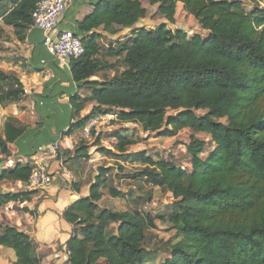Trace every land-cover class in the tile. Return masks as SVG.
I'll list each match as a JSON object with an SVG mask.
<instances>
[{
    "label": "trees",
    "instance_id": "1",
    "mask_svg": "<svg viewBox=\"0 0 264 264\" xmlns=\"http://www.w3.org/2000/svg\"><path fill=\"white\" fill-rule=\"evenodd\" d=\"M8 1L13 6L3 15V23L29 29L39 0ZM148 1L157 5L166 22L139 25L148 14L141 0H95L93 11L76 23L72 31L85 51L66 67L75 86L89 89L90 94L87 98L74 94L70 104L53 107L46 127L54 124L58 132L69 135L82 132L92 118L113 114L112 124H135L144 133L159 136L172 137L189 129L192 134L185 147L191 169L163 157L155 159L144 150L130 153L129 148L140 142L136 129L123 128L128 135H104L117 139L113 148L101 146L102 136H97V151L115 160L98 167L88 195L62 214L72 226L67 263H147L156 248L145 244L158 219L170 223L176 238L167 244L171 254L160 264H264V0H256L250 9L242 0ZM178 2L205 35L171 28ZM99 28L114 40L104 55L123 64L112 76L106 73L112 64L99 54L103 37L97 33ZM123 31L128 36L120 38ZM100 71L102 79H92ZM16 85L0 91V104L21 98L22 85ZM88 100L95 104L82 118L80 112ZM167 111L174 113L167 115ZM24 129L13 117L4 122L1 154L10 155L8 144L13 143L30 157L57 140L49 128H36L23 144ZM94 131L92 127L90 138ZM197 133L208 134L214 144L205 159L200 154L207 144ZM82 138L74 157H88V139ZM60 155L58 150L57 159ZM121 161H130V170ZM33 167L31 161L18 162L0 171V181L27 183ZM124 179L171 193L172 210L167 207L169 212L152 215L144 209L102 206L105 192L110 198H142L138 191L120 186ZM33 193L35 189L0 193V205L29 200ZM0 246L15 252L13 264L41 263L36 243L15 226L0 223Z\"/></svg>",
    "mask_w": 264,
    "mask_h": 264
},
{
    "label": "crops",
    "instance_id": "2",
    "mask_svg": "<svg viewBox=\"0 0 264 264\" xmlns=\"http://www.w3.org/2000/svg\"><path fill=\"white\" fill-rule=\"evenodd\" d=\"M94 2L95 0H74L59 21L58 29L73 30L77 22L82 21L93 11ZM142 5L145 6L143 2ZM12 6L11 1L0 0V73L4 75L0 77V91L15 88L16 83L20 82L24 93L17 101L0 104V133L2 134L4 122L9 117H13L18 123H25V126L19 124L20 127L25 128L26 136L23 144L30 141L28 138L36 128L40 131L49 128L48 131L52 137L56 135L57 139L64 142L59 147V150H62L59 159L56 155L45 152V148L49 146L48 143H44L42 149H38L30 157L21 154L13 143L8 144L10 155L0 153V171L11 169L18 162L31 161L33 164L37 162L45 165L53 177L49 187L35 189V193L29 200L18 199L0 205V223L15 226L30 235L36 243V253L41 258L40 264H68L67 241L72 236V226L63 219L62 214L74 201L88 195L98 167L105 162L109 166L115 159L99 153L98 145L92 142L87 147V158L74 157L75 145L82 132L64 135L57 131L54 124L51 126L48 123L46 127L48 118L53 113V107L70 104L74 94L87 98L90 90L77 88L72 82L69 68L55 62L45 52V46L39 44L43 39L41 30L32 26L29 29H16L13 25L3 23V15ZM148 16L150 14L140 20L141 24L152 27L156 24V20H147ZM192 27V32H201L204 35L207 33L201 31L197 23L192 24ZM97 33H102L103 37L108 38L101 28L97 30ZM97 77L94 76L92 79L99 80ZM94 104L93 101H86L80 117L89 115ZM104 116L103 119H110V121L115 117L113 114ZM96 124L93 126L95 133L91 138L89 135L88 140L94 142L96 137L101 135L100 145L108 148H113L117 139L106 138L104 135L116 132L128 135L129 132L122 131L123 128L136 129L137 127L135 124L110 122L111 125L100 128L101 124L97 126ZM136 130V135L140 137V130ZM137 144L132 145L128 151L130 153L138 151L133 150ZM88 175H91V181L86 182ZM25 190H30L26 183L0 181V193H18ZM109 198L104 194L100 201L101 205L103 206V202ZM15 259V252L11 248L0 246V264H13Z\"/></svg>",
    "mask_w": 264,
    "mask_h": 264
},
{
    "label": "rangeland",
    "instance_id": "3",
    "mask_svg": "<svg viewBox=\"0 0 264 264\" xmlns=\"http://www.w3.org/2000/svg\"><path fill=\"white\" fill-rule=\"evenodd\" d=\"M255 1L256 0H242L243 5L246 9H250L252 5H254ZM141 2H143V4L148 9L147 15L150 14V16L147 17V20H151V21L156 20V24L160 22H166L164 17L157 12V5L149 4L148 0H141ZM192 24H196V21L194 20L193 16L186 14L182 7V4L178 2L175 13V24L170 25L171 28L176 29L185 26V29L187 31L192 32L193 31ZM139 25H143L141 24V21ZM121 35L122 36H120V38H123L124 36H128V34L125 33V31H123ZM111 41L107 37H103L101 40H99V44H100L99 54L102 56L103 60H107L109 63L112 64V69H109L106 72L107 76H112L115 72L121 71L123 68V64L120 61H117V58L107 57L104 55L107 48L110 45L114 44L113 43L114 40ZM96 76H98L97 78L102 79L103 72L100 71L96 73ZM173 113H174L173 111H167V115ZM198 113L203 114L204 112L198 111ZM103 117L105 116H97L93 118V119L99 118L97 124H101L99 125L100 128L107 125L109 126L111 122L110 119H103ZM222 121H224V119H222ZM88 123L89 122H87L85 126ZM17 124L18 125L20 124L21 126H25L24 122L22 124L20 122L18 123L17 121ZM136 126H137L136 129L140 130L141 135H140V143L134 146L133 150H138V151L144 150L149 155L153 156L155 159L163 157L167 161L174 163L176 166L184 167L186 170L191 169L190 156L187 154L185 147L186 144L189 142L190 135L192 134V132L189 129L180 130L177 133V135L172 137H167V136H159L158 133H144L138 125ZM0 129H1V125H0ZM195 135L198 138H201L206 141L207 145L205 147V151L200 154V157L202 159H205L208 153L213 150L214 144H212L209 135L206 133H197ZM62 142H64V140L62 141L59 139L60 146L62 145ZM87 142L88 144L89 143L91 144V142L92 144H94L93 141L87 140ZM107 144L110 145L111 143H107ZM60 152H62V150H60ZM121 162L125 166V168H127L126 170H130L131 167L129 164L130 161H121ZM36 163H34V167L37 164H39ZM85 180L86 182L91 181V175H88ZM137 183H139L137 180L130 182L129 179H124L120 181V186L124 190L133 189L134 191H138V193L142 195V198L136 200L134 197L135 195L134 196L129 195L127 198L124 199L109 198L107 199V201L103 202V206L110 207L112 209H117L120 211H125V210L134 211V209H138V210L144 209L145 211L150 212L152 215L169 212V210L171 209V204H173L175 201L171 193L161 192L159 188L157 187L151 188L147 184H144L143 182L139 183L142 186V188H139ZM167 207H169L170 209ZM155 224H156L155 228L149 232V239L146 240L145 245L149 246L150 248H156V251L153 252L150 261L144 264L162 263L164 259L168 258L171 254L170 251H168L169 243H174L176 241L175 230L171 227L170 223L167 222V220L159 221L158 219H156Z\"/></svg>",
    "mask_w": 264,
    "mask_h": 264
},
{
    "label": "built area",
    "instance_id": "4",
    "mask_svg": "<svg viewBox=\"0 0 264 264\" xmlns=\"http://www.w3.org/2000/svg\"><path fill=\"white\" fill-rule=\"evenodd\" d=\"M73 1L39 0L31 13V26L42 31L46 50L62 66H68L71 59L80 57L85 51L80 37L75 35L72 30L58 29L59 21ZM98 120L99 118L91 119L84 126L81 134L83 138H89L90 129ZM59 147V139H57L45 148V152L56 155ZM52 180V173L49 169L39 163L32 169L26 184L30 189L46 188L51 185Z\"/></svg>",
    "mask_w": 264,
    "mask_h": 264
}]
</instances>
